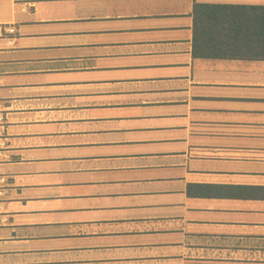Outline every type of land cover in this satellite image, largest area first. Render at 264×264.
Listing matches in <instances>:
<instances>
[{
    "label": "crops",
    "instance_id": "obj_1",
    "mask_svg": "<svg viewBox=\"0 0 264 264\" xmlns=\"http://www.w3.org/2000/svg\"><path fill=\"white\" fill-rule=\"evenodd\" d=\"M199 5L264 12L0 0V264H264V59Z\"/></svg>",
    "mask_w": 264,
    "mask_h": 264
},
{
    "label": "trees",
    "instance_id": "obj_2",
    "mask_svg": "<svg viewBox=\"0 0 264 264\" xmlns=\"http://www.w3.org/2000/svg\"><path fill=\"white\" fill-rule=\"evenodd\" d=\"M196 10L194 38L196 55L264 59V12L224 9L221 11L208 5H199ZM209 48L210 53L207 52ZM212 48L217 50L213 51Z\"/></svg>",
    "mask_w": 264,
    "mask_h": 264
},
{
    "label": "built area",
    "instance_id": "obj_3",
    "mask_svg": "<svg viewBox=\"0 0 264 264\" xmlns=\"http://www.w3.org/2000/svg\"><path fill=\"white\" fill-rule=\"evenodd\" d=\"M11 32H15V29H11ZM3 121V116H0V122ZM2 145H5V143H1ZM3 182H5L6 180L5 179H2ZM1 207V206H0Z\"/></svg>",
    "mask_w": 264,
    "mask_h": 264
}]
</instances>
